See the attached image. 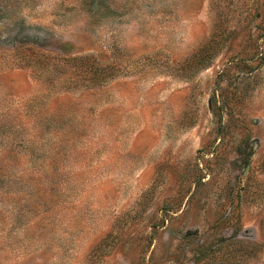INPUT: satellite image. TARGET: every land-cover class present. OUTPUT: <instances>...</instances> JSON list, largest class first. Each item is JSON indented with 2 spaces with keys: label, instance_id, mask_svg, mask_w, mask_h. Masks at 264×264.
<instances>
[{
  "label": "rangeland",
  "instance_id": "374dc122",
  "mask_svg": "<svg viewBox=\"0 0 264 264\" xmlns=\"http://www.w3.org/2000/svg\"><path fill=\"white\" fill-rule=\"evenodd\" d=\"M0 156V264H264V0H0Z\"/></svg>",
  "mask_w": 264,
  "mask_h": 264
},
{
  "label": "trees",
  "instance_id": "16d2710c",
  "mask_svg": "<svg viewBox=\"0 0 264 264\" xmlns=\"http://www.w3.org/2000/svg\"><path fill=\"white\" fill-rule=\"evenodd\" d=\"M85 57L87 58V56H84V57H81V58L78 57V56H72L73 59L71 58V60H75V59L83 60V59H85L84 61H81V63L84 62L85 65L83 64L80 67V69H79V66H74V69H76V70L78 69V71L85 76L84 78L87 79V81L89 83L99 84V82L102 81L103 77H101V75H99L98 73L92 72L93 70H92L91 67H93V65H92L91 62H87ZM85 62H87L88 64L85 63ZM24 63L25 64H30L29 62H27V60H24ZM3 158H4V156H0V160H2ZM3 179H4L3 176H1L0 180H3ZM1 192H2V190H1Z\"/></svg>",
  "mask_w": 264,
  "mask_h": 264
}]
</instances>
